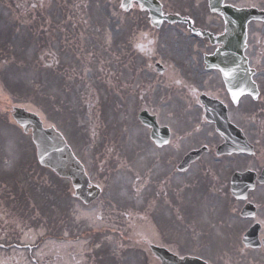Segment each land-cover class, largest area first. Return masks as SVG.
Returning <instances> with one entry per match:
<instances>
[{
	"label": "rangeland",
	"instance_id": "obj_1",
	"mask_svg": "<svg viewBox=\"0 0 264 264\" xmlns=\"http://www.w3.org/2000/svg\"><path fill=\"white\" fill-rule=\"evenodd\" d=\"M230 1L239 7L243 4V0ZM119 2L122 0H0V112L9 113L15 101H21L20 107L39 113L47 125L58 122L69 132L57 125L72 147L75 141L79 149L74 146L76 153L87 163L92 183L103 190L102 198L86 209L70 200L69 184L58 182L37 169V162L29 159L32 154H26L28 159L23 155L16 171H8L11 178H18L12 183L10 179L6 180L3 186L5 198L8 203H13L22 198L23 190L30 194L36 191L44 210L39 214L36 212L40 220L32 224L14 216L9 206L7 220L10 223L0 232V244L11 248L6 253L0 251V264H147V261L158 264L142 240L175 251L177 239H189L190 229L182 225L179 205L167 209L163 223L161 216L157 218L155 207L160 204L163 194L167 193L168 197L173 193L179 197L186 194L194 185L193 176L188 174L178 179L176 188L171 174L167 177L156 175L152 168L160 165L151 164L157 152L149 144L147 131L138 115L153 101L158 104L154 112L163 119L170 111L164 100L163 84L176 81L178 76L198 80L201 55L194 49L192 41H187L173 28H167L161 34L152 32L154 35H148L152 41L144 40L141 32L132 34L126 21L117 20ZM243 6L264 11V0H244ZM246 52L259 72L256 80L264 82V24L249 25ZM192 56L195 68L192 67ZM157 61L168 68V76L156 74L154 64ZM61 80L65 81L68 92L76 93L77 97L67 96L72 105L79 103L81 106L76 117L75 111L67 115L60 107L66 100L63 91L59 90ZM261 88L264 89V83ZM132 100L135 101L132 103ZM138 104L140 108L135 112L137 108L134 107ZM76 119L80 131L71 142L74 133L64 122L71 126L70 122ZM168 121L174 124L173 119ZM244 122L249 138L256 141L259 149L254 159L244 158V171L257 170L259 166L263 169L264 117L250 115ZM254 122L263 125L262 129L255 128ZM201 130L204 137L213 134L209 127ZM86 138L90 139L89 144ZM103 139L106 142L101 146ZM179 154L171 150V158H179ZM111 160L115 165H111ZM208 161L214 163L215 168L220 167L215 169L217 172L213 170L215 181L211 191L212 210L218 220L225 205L231 203L227 208H237L229 201L227 185L229 177L240 171L241 158L223 161L210 158ZM26 162L30 169L24 168ZM139 164H143L144 169ZM120 182L123 186L116 195L114 188ZM12 188L16 192H11ZM46 189L47 200L44 198ZM203 189L202 184L197 187L199 196L193 201L197 217L207 216L200 197ZM55 191L62 196L63 203L54 199L52 193ZM261 217L264 219V213ZM218 225L222 230L223 224H215ZM51 227L57 229L56 236H49ZM106 241L114 248L101 258L98 251L109 248ZM194 241L198 242L195 233ZM219 243L224 242L219 240ZM13 244L33 247V252L27 248L22 251L12 249ZM139 249L143 250L135 258L133 253Z\"/></svg>",
	"mask_w": 264,
	"mask_h": 264
},
{
	"label": "flooded vegetation",
	"instance_id": "obj_2",
	"mask_svg": "<svg viewBox=\"0 0 264 264\" xmlns=\"http://www.w3.org/2000/svg\"><path fill=\"white\" fill-rule=\"evenodd\" d=\"M162 4L163 16L171 15H180L186 19L184 23H177L174 26H177V29L181 31L184 36L192 38L195 41H201L203 48L206 50L203 54L213 55L218 46H213L208 38H203L202 32H210L215 35H221L225 31V24L222 19L219 20L220 31L216 32L215 25L206 17V8H208V0H159ZM199 6L202 7L203 11L201 14L204 18L198 17L194 12L190 13L191 8L197 9ZM137 4L133 3L128 12L122 11L124 16H129V23L132 25L131 32H141V35L144 39H148V35L152 36L157 31H160L163 27L167 26L168 23L164 22L163 26L159 30H152L149 25L150 18L149 14ZM146 31L147 33H145ZM154 34H151V33ZM200 77L198 80H193L192 77L186 78V80H179L176 82H168L165 84L164 89L165 101L170 107V112L164 119L159 121V117L156 115L157 120L160 124V127H167L170 129V142L168 145L164 146L161 149H157L150 140V143L157 149V154L154 158L153 165L156 166L153 169L156 171V175L167 177L168 175L175 179L176 188L179 186L178 179L184 178L185 175H192L193 182L196 184H203L205 186H210L214 183L215 178L212 177L214 174L215 168L214 163L209 162L208 160L212 157L211 151L217 149L220 145L224 143V140L215 132V126L207 122L205 117V107L203 106L202 99L208 97L212 100L222 103L228 112L229 119L233 125H235L242 132L243 136L245 135L244 131L246 126L244 125V118L249 114H258L264 110V89L259 88V97L255 101L250 96H241L238 100H234L230 95L224 81L222 74L214 69H209L205 63L204 58L200 61ZM168 119H173L174 124H169ZM209 127L211 128L213 134L207 135L204 137L202 128ZM149 135L152 131L147 130ZM15 142H18L16 132L14 130L10 131ZM213 139V141H212ZM176 144V147H175ZM204 147L208 148V154L204 155L202 159L191 165L190 169L182 174L178 171V166L184 156L187 153L192 151L200 150ZM171 150H175L177 154L181 155L179 158H171ZM241 169L244 172V154L241 156ZM172 159L175 160V163L172 164ZM170 167H169V166ZM8 171L15 172L14 168H8ZM214 170V171H213ZM175 173V175H173ZM165 190V188H164ZM13 192V191H11ZM257 193V196L255 195ZM249 195L252 203H254L258 211L261 213L264 211V203L261 201L255 200L258 197L260 200L264 197V186L257 187L256 191ZM6 194L1 192L0 194V232H3V228L8 227V216H9V206L11 207V213L14 216H20L23 219L25 218V209L29 207L32 199L30 194L22 195L16 202L8 203ZM171 196V202L168 203V199ZM203 196V195H202ZM201 197V201L205 206V212L207 216L197 217L193 210V201L195 200L194 196L189 194L186 195L187 200L181 201L176 194H171L168 197V194H163V199L160 204L157 203L155 207L156 213L167 215V209L169 207H176L179 205V210L181 212L182 225L185 229H190L188 232V240L179 238L176 240L178 242V249L176 250L177 254L181 257L192 256L197 257L208 264H264V219H261L257 216L256 220H244L241 218L240 214L245 206L244 201L237 202L234 199L229 198L237 208L230 209L226 206L220 215L223 216L222 219L223 228L221 227H212L219 223L221 220L214 218V213L212 210V200L210 196ZM232 204L229 203V207ZM148 212V210H147ZM31 220V215L28 214ZM204 218V219H203ZM215 220V221H214ZM213 221V222H211ZM255 224H260L261 231L259 233V248L251 249L244 246V236L248 232L250 226L252 227ZM234 227H232V226ZM196 226V229L192 227ZM187 227V228H186ZM218 228L219 230L217 231ZM227 234V240L225 246H227L228 251H226V257L224 255H219V250L222 249L220 246L222 243H219V233ZM194 233L197 235L198 242L194 241ZM2 243V242H1ZM145 248H149L153 243L147 239L141 241ZM224 246V247H225ZM12 247L16 250L22 251V248L18 247L16 244H13ZM168 250H171L168 247L161 246ZM9 246L0 244V251L3 253L7 252ZM143 250V249H142ZM152 255V253H151ZM18 256V255H17ZM153 257V256H152ZM151 260V259H150ZM158 263V262H157ZM160 264V263H158Z\"/></svg>",
	"mask_w": 264,
	"mask_h": 264
},
{
	"label": "water",
	"instance_id": "obj_3",
	"mask_svg": "<svg viewBox=\"0 0 264 264\" xmlns=\"http://www.w3.org/2000/svg\"><path fill=\"white\" fill-rule=\"evenodd\" d=\"M130 1V0H126ZM140 1L152 15L153 23L160 19L159 5L155 0H138ZM217 2V1H216ZM212 10L221 12L220 8H216L215 1H211ZM216 8V9H215ZM223 15L227 22V34L224 38L220 39L219 43H223L225 48L219 55L218 59L221 62L218 68L223 72L225 79L235 85H242L241 77L243 76L244 86L238 87L244 90V94H254L256 86L252 82L253 72L248 69V62L244 58L242 50L246 43L247 24L252 20L264 19V14L256 10H244L238 12L234 9L224 10ZM211 59V62H214ZM212 122L217 125V132L224 137L227 142L219 148L218 155L240 153L242 152L241 136L240 133L230 124L227 118L222 119L219 117H208ZM15 119L21 125L25 132L33 131V140L37 146L38 159L43 167L51 169L56 175L62 179H70L72 181L75 197L83 201L86 205L91 204L100 196V189L91 186L88 177L82 165L72 154L64 138L57 133L54 129H44L40 119L24 110H16ZM140 120L146 126H155V120L150 119L146 114L140 116ZM153 133V137L156 136ZM251 149L244 140V153H251ZM205 151L195 152L190 154L184 161L181 169L184 170L187 164L196 161ZM260 183L264 184V172L260 178ZM256 174L247 172L244 174H235L232 178L231 193L237 199H246L248 192L255 188ZM91 186V187H90ZM253 208L247 206L244 209L243 216L252 213ZM257 230L254 228L245 237V242L248 246H253L255 242V235ZM154 254L161 260L162 264H205L198 259H179L169 252L153 248Z\"/></svg>",
	"mask_w": 264,
	"mask_h": 264
}]
</instances>
